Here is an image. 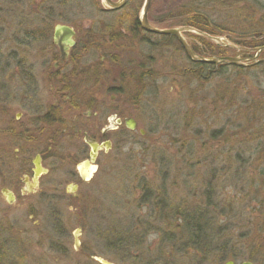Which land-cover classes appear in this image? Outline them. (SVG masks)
<instances>
[{
  "label": "rangeland",
  "instance_id": "obj_1",
  "mask_svg": "<svg viewBox=\"0 0 264 264\" xmlns=\"http://www.w3.org/2000/svg\"><path fill=\"white\" fill-rule=\"evenodd\" d=\"M143 2L129 0L122 9L111 11L103 0H72L62 9L69 20L86 15L98 21L97 30L116 19L122 20L116 29L126 30L128 20L141 16ZM257 2L264 4V0H152L149 17L160 21L153 24L159 28L183 27L182 20L191 17L183 10L195 5L215 20L212 29L224 43L234 45V39H249L264 15ZM5 3L0 0V16ZM56 3L48 2L53 13L58 11ZM13 18L1 16L0 30L5 33H0V40L22 27ZM171 23L176 25L168 26ZM196 32L183 35L193 44L191 33ZM154 39L162 43L152 65L158 72L156 84L147 87L141 102L133 92L126 102L145 136L130 132L125 142L115 140L112 149L100 152L91 181L82 183L77 197L69 195L74 182L66 174L59 180L62 197L34 196L27 203L19 198L11 208L0 197V264H98L95 256L117 264H225L227 254L235 255V264L249 258L264 264V69L236 74L229 68L227 75L211 73L202 82L185 71L188 58L175 42ZM226 52L224 56L238 54L231 47ZM254 56L241 55L247 63ZM157 199L168 207L167 218L159 216ZM176 208L193 216L204 212L211 241L204 261L192 253ZM173 217L175 233L169 227ZM59 226L71 233L64 254L55 250L56 241L64 243L56 236ZM37 229L43 235L30 236L29 231Z\"/></svg>",
  "mask_w": 264,
  "mask_h": 264
},
{
  "label": "flooded vegetation",
  "instance_id": "obj_2",
  "mask_svg": "<svg viewBox=\"0 0 264 264\" xmlns=\"http://www.w3.org/2000/svg\"><path fill=\"white\" fill-rule=\"evenodd\" d=\"M5 1L1 4V16L16 17L12 22L18 20L22 27L0 40L1 44H11H0V197L7 208L13 207L19 198L27 203L26 199L34 196L62 197L64 190L59 180L65 174L74 182L69 195L77 197L82 183L92 178H85L83 171L88 172L97 161L91 159L89 141L111 143L109 149L99 148V154L112 149L115 140L125 142V135L130 132L145 136L136 115L127 110V94L135 93L133 88L145 83V78L158 76L152 65L161 53L160 41L154 40V46H147L144 51L133 31L116 29V23L122 21L118 19L105 23L108 31H102L98 37V21L86 15L63 20L66 14L62 0ZM51 1L57 2V13L52 9L55 3L48 5ZM28 6L32 7L27 9ZM33 6L36 9L32 10ZM34 13L32 17L30 14ZM56 23L74 29L73 46L67 48L55 42ZM139 24L142 28L140 20ZM0 33H5V29ZM143 33V28L137 30V35ZM129 118L134 119V128L128 126ZM36 160L40 162L37 169ZM67 164L72 168L64 170L61 166ZM10 196L14 198L11 203ZM33 210L30 204L29 212ZM171 221L170 231L175 233L174 217ZM57 230L56 236L63 237L64 243L56 241L55 250L64 254L71 233L60 226ZM29 232L30 236L43 235L39 229ZM187 236L192 253L201 261L207 259L203 244L200 242L199 248L194 244L199 235L189 232ZM27 241L31 243V238ZM227 260L235 262V255Z\"/></svg>",
  "mask_w": 264,
  "mask_h": 264
},
{
  "label": "trees",
  "instance_id": "obj_3",
  "mask_svg": "<svg viewBox=\"0 0 264 264\" xmlns=\"http://www.w3.org/2000/svg\"><path fill=\"white\" fill-rule=\"evenodd\" d=\"M64 3V6L66 4H68V2L72 1V0H62ZM195 4V3H194ZM202 6L204 5V3H202ZM257 4L259 5V7L261 9H264V4H260L259 2H257ZM200 5V4H199ZM193 7L189 6L188 8L184 9L183 11L187 12L188 16L191 15L190 18H187L186 21L182 20V22L180 24H184V25H188L191 27H194L198 30L204 31L208 34H212V35H217V32L214 31V27H212V25L214 24V19H211L203 14H201V9H195V5H192ZM171 17V15H170ZM174 19L175 17H171V19ZM150 21L152 24H156V25H160V21L159 20H155V19H151L149 17ZM62 20V19H60ZM64 21L68 22L69 21V17L67 15H65V18L63 19ZM130 27H128L126 30H131L133 31L132 33L135 34L142 42V46L145 45L147 46H154V37L158 38V39H164L166 40V42H175L179 48L181 49V45L179 43V41L176 39V37L173 36H169V35H157L151 32H147L144 30V33L142 35H137V30H141V26L139 24V20L138 17L135 16V18L128 20ZM163 22V21H162ZM171 25H176L174 23L169 24L168 26L171 27ZM252 28V27H251ZM101 33H103L102 31H108L107 27H103L102 29L100 28ZM191 35L193 36V38H195L196 40H194V43L192 44V48L199 54L201 55H205V56H212V55H216V56H224L227 52H226V48L229 47H225V46H220L215 44L214 42H212L211 40H209L206 37L197 35V34H193L191 33ZM249 39H234V42L236 44H241L242 46L245 47H260L264 44V15L262 17L259 18V20L257 21L256 26H254L251 31L249 32ZM165 42V41H164ZM160 45H162V43H159ZM148 48V47H147ZM264 53V51L262 52ZM153 54V52H152ZM264 58V57H262ZM188 62L190 63V67H188V73L190 75H192V77H194V79H198L199 81L205 82L204 79H209L207 77H209L211 75V73H213V76H224L227 75L228 73V69L230 68L231 70L237 72L236 74H240V73H245L247 74V72H251V70L260 67L262 69H264V61H260L255 65L252 66H248V67H243V66H238V65H234V64H228V63H224V64H213V63H202V62H195L191 59L188 58ZM235 75V74H234ZM211 78V77H210ZM154 79V81H153ZM156 77L153 78H145V83L143 82L142 85H139L138 88H133V90L135 91V93H133V96H141L144 95L146 89L148 86H154L156 84ZM144 84V85H143ZM131 92V91H130ZM157 203V209H158V214L160 217L162 218H167V212H168V207H166V205L162 202L159 201L157 199V201H155ZM179 209V210H178ZM175 210H177L175 212V215H181L182 220L184 221L185 225H186V230L187 233H191V232H195L196 234L199 235L198 241L194 242V244L198 245L196 247L199 248L200 242L201 244H203L201 247L204 248H208L209 247V234H208V223H206V221L204 220V213H200V212H196L195 215H191L188 212L186 213L185 210H180V208H176ZM178 217V216H177ZM210 231V230H209ZM210 233V232H209ZM200 234L202 237V240L200 239ZM197 238V237H196ZM121 242H119L118 244H120ZM120 246L122 247V244H120ZM207 252V249H206ZM87 256H90V254H87ZM227 257H229L230 255L227 254ZM249 260H253L252 258H249ZM100 264V263H98Z\"/></svg>",
  "mask_w": 264,
  "mask_h": 264
},
{
  "label": "water",
  "instance_id": "obj_4",
  "mask_svg": "<svg viewBox=\"0 0 264 264\" xmlns=\"http://www.w3.org/2000/svg\"><path fill=\"white\" fill-rule=\"evenodd\" d=\"M105 2V4L108 6L109 9L111 10H119L121 9L124 5H126V3L128 2V0H103ZM151 3L152 0H145L143 7H142V11H141V18L140 23L142 25V27L148 31V32H152L155 34H160V35H169V36H175L178 38V40L180 41V43L183 46V49L185 51V53L187 54V56L192 59L195 62H203V63H215V64H220V63H231V64H235V65H240V66H248L251 64H255L258 62L257 57L260 55V53L264 50V45L259 47V48H243V47H236L237 49H243V51L245 52H256L255 57L253 58V63L248 64L246 63L247 58L241 57L240 55L237 56H226V57H218V56H212V57H205L202 55H199L198 53H196L192 47L190 46V44L186 41V39L183 36V32L185 31H193L194 29L188 26H183V27H173V28H166V29H162V28H158L153 26L149 19H148V13L151 7ZM198 33L200 35H206L208 37H210L212 40L216 41L219 44H225L223 41L222 37H217V36H210L207 35L206 33H203L201 31H198ZM75 35V31L74 29L66 24H61L58 23L55 25L54 27V39L55 42L57 44H59L60 46L65 44L67 45V48L69 46H73L74 45V40H73V36ZM228 46H232L235 47L232 44H229L228 42H226ZM261 61H264V59H262ZM127 124L129 127L134 128L135 127V121L132 118L127 119ZM89 144L92 148L91 150V159L94 162L97 158V154H98V150L101 147H106V149L111 148V143L110 142H103L101 145L98 144L97 142H95L94 140L89 141ZM35 165H36V169L40 168V162L38 160L35 161ZM90 168L94 169L95 167L92 165L90 166ZM37 174L38 171L36 170ZM91 174V171H89L88 173L83 171V175L84 177L88 178ZM9 202H13L14 198L12 196L8 197ZM79 235H80V229H77L75 231V242L76 245H79ZM94 259H96L99 263L101 264H116L108 259L102 258V257H94ZM225 264H235V262L233 260H229L227 261ZM241 264H255L251 261H244Z\"/></svg>",
  "mask_w": 264,
  "mask_h": 264
},
{
  "label": "bare ground",
  "instance_id": "obj_5",
  "mask_svg": "<svg viewBox=\"0 0 264 264\" xmlns=\"http://www.w3.org/2000/svg\"><path fill=\"white\" fill-rule=\"evenodd\" d=\"M89 171H90V170H89ZM186 232H187V231H186ZM171 239H172V238H171ZM206 249H207V248H205L204 251H205ZM204 251H203V252H204ZM207 254H208V253H207ZM207 258H208V257H207Z\"/></svg>",
  "mask_w": 264,
  "mask_h": 264
}]
</instances>
